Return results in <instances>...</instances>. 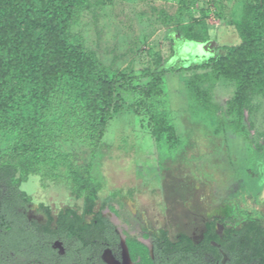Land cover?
Instances as JSON below:
<instances>
[{
    "label": "trees",
    "instance_id": "obj_1",
    "mask_svg": "<svg viewBox=\"0 0 264 264\" xmlns=\"http://www.w3.org/2000/svg\"><path fill=\"white\" fill-rule=\"evenodd\" d=\"M89 8L88 0H49L45 5L0 0V202L11 195L33 203L20 190L32 176L40 178L43 189L63 187L83 202V210L61 212L59 223L83 243L91 228L87 215H94L93 225H110L101 210L111 199L101 194L97 170L106 129L115 117L130 109L159 147L177 151L182 146L167 101L169 70L162 66L124 73L103 64L84 37L71 30ZM244 34L243 45L225 56L172 71L198 72L185 80L190 109L211 124L215 136L233 132L250 141L245 107L251 91L264 88V0L250 13ZM220 82L235 89L226 108L214 101ZM262 156L264 161V147ZM255 205L264 207L263 202ZM41 208L48 231L54 218L50 207L41 203ZM236 213L246 225L229 228L228 241L221 242L230 244L227 249L236 251L239 261L249 256L264 264V213L257 208ZM216 226L217 220L208 224V243L219 240ZM158 235L169 251L192 249L188 236L175 243L166 230Z\"/></svg>",
    "mask_w": 264,
    "mask_h": 264
},
{
    "label": "rangeland",
    "instance_id": "obj_2",
    "mask_svg": "<svg viewBox=\"0 0 264 264\" xmlns=\"http://www.w3.org/2000/svg\"><path fill=\"white\" fill-rule=\"evenodd\" d=\"M36 1L45 5L49 0ZM88 2L72 33H80L88 50L112 69L130 73L166 67L168 106L182 140L177 151L161 148L134 111L115 117L106 129L97 170L101 194L111 199L103 216L122 236L129 232L150 242L143 235L148 231L166 229L172 240L197 237L212 220L219 222V231L223 221L240 230L246 222L237 215L239 209L264 213L255 205L264 203V88L253 89L245 107L250 141L233 132L223 138L190 109L185 80L198 72L172 71L243 45L248 17L260 0ZM234 90L220 82L214 101L226 108ZM20 190L33 197L29 209L36 217L40 203L50 207L54 218L62 209L82 205L63 187L43 189L37 176Z\"/></svg>",
    "mask_w": 264,
    "mask_h": 264
},
{
    "label": "flooded vegetation",
    "instance_id": "obj_3",
    "mask_svg": "<svg viewBox=\"0 0 264 264\" xmlns=\"http://www.w3.org/2000/svg\"><path fill=\"white\" fill-rule=\"evenodd\" d=\"M32 204L15 201L11 195L0 202V264H260L253 263L249 256L239 261L238 253L227 249L230 244L221 241H228L226 231L229 227L223 222L224 231H219L217 221L219 240L210 239L209 243L208 224L215 220L206 222L204 231L197 237L179 235L172 240L168 235L170 241L175 243L181 242L182 236L191 239L192 249L181 252L167 250L169 246L158 240V233L166 229L144 233L150 239V242H146L129 232L122 236L112 220L104 216L109 226L102 228L97 221L93 225L94 215H87L85 222L91 228L83 243L63 231L59 223L61 212L76 209L82 213L83 202L76 208L69 206L60 210L55 218L51 213L54 220L48 231L45 209L41 208L40 203L39 217H36L29 209ZM101 205H97L96 211Z\"/></svg>",
    "mask_w": 264,
    "mask_h": 264
}]
</instances>
